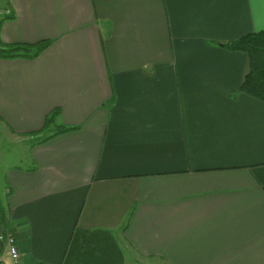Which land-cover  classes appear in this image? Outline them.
Segmentation results:
<instances>
[{"label": "crops", "instance_id": "1", "mask_svg": "<svg viewBox=\"0 0 264 264\" xmlns=\"http://www.w3.org/2000/svg\"><path fill=\"white\" fill-rule=\"evenodd\" d=\"M0 8L1 47L52 41L0 58V128L27 150L0 192L19 264H264V101L227 46L264 33V0Z\"/></svg>", "mask_w": 264, "mask_h": 264}, {"label": "trees", "instance_id": "2", "mask_svg": "<svg viewBox=\"0 0 264 264\" xmlns=\"http://www.w3.org/2000/svg\"><path fill=\"white\" fill-rule=\"evenodd\" d=\"M52 41L43 40L34 44H9L0 47V58L4 59H36L47 50ZM229 48L245 52L249 57V71L242 85V91L264 101V33H253L246 35L227 45ZM58 110L48 115L42 131L48 133V128L55 124ZM72 128L58 127L52 135H44L45 140L56 135L64 134ZM0 220L4 230H12L11 223L4 210L0 211ZM15 232V231H14Z\"/></svg>", "mask_w": 264, "mask_h": 264}, {"label": "rangeland", "instance_id": "3", "mask_svg": "<svg viewBox=\"0 0 264 264\" xmlns=\"http://www.w3.org/2000/svg\"><path fill=\"white\" fill-rule=\"evenodd\" d=\"M1 2H4V0H0V4ZM2 18H5V16H0V20ZM5 135L4 131L0 128V192L2 191V185L4 183V169L8 165H24L26 161L25 154L23 153L27 152L24 148V146H26L25 144H20L15 140L12 141Z\"/></svg>", "mask_w": 264, "mask_h": 264}, {"label": "built area", "instance_id": "4", "mask_svg": "<svg viewBox=\"0 0 264 264\" xmlns=\"http://www.w3.org/2000/svg\"><path fill=\"white\" fill-rule=\"evenodd\" d=\"M1 245L3 248H1ZM6 251L7 255L9 254L10 258L13 260L14 264H19L20 262V250L14 231L2 230L0 231V264L5 263L4 252Z\"/></svg>", "mask_w": 264, "mask_h": 264}, {"label": "water", "instance_id": "5", "mask_svg": "<svg viewBox=\"0 0 264 264\" xmlns=\"http://www.w3.org/2000/svg\"><path fill=\"white\" fill-rule=\"evenodd\" d=\"M1 248H3V246L1 245Z\"/></svg>", "mask_w": 264, "mask_h": 264}]
</instances>
